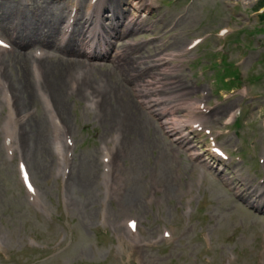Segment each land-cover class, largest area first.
<instances>
[{"label": "rangeland", "instance_id": "374dc122", "mask_svg": "<svg viewBox=\"0 0 264 264\" xmlns=\"http://www.w3.org/2000/svg\"><path fill=\"white\" fill-rule=\"evenodd\" d=\"M91 1L0 0V36L15 40L24 19L33 16L51 20L55 48L36 45L26 53L46 52L51 59L40 62L46 75L48 66L56 70V63L67 59L57 49L75 48V39L84 41L90 55ZM193 1L162 0L166 9L155 10L142 9L137 0H102L100 32L109 38L114 31L107 32L112 13L106 6L124 13L125 25L135 15L147 16L129 32L121 26L109 45L98 39L100 51L106 45L124 60L79 58L88 65L76 68L88 74L87 87L72 92L74 78L67 72L69 92L52 109L41 95L34 59H25L18 47L17 54L0 52L11 90L23 77L33 90L29 103L12 91L15 113L27 116L17 125L9 156V108L0 88V264H264V5L255 11L261 0ZM72 9L78 10L77 21L65 45L61 34ZM224 28L234 33L220 38ZM208 34L206 43L187 50ZM165 68L172 71L165 74ZM230 81L231 89L225 87ZM178 95L184 96L168 100ZM93 96L103 100L92 101ZM159 99L161 105L147 107ZM178 100H202L206 127L231 160L214 159L205 133L190 124L175 135L162 127L166 118L152 115ZM187 110L169 117L200 114ZM235 110L239 119L229 122ZM55 117L71 138L68 145L64 137L59 141L66 159L61 166ZM105 149H113L107 164ZM20 161L28 167L34 194L22 188ZM130 220L136 231L128 228Z\"/></svg>", "mask_w": 264, "mask_h": 264}, {"label": "bare ground", "instance_id": "6f19581e", "mask_svg": "<svg viewBox=\"0 0 264 264\" xmlns=\"http://www.w3.org/2000/svg\"><path fill=\"white\" fill-rule=\"evenodd\" d=\"M96 4H100V1L97 2ZM146 5V4H145ZM150 5V4H147ZM146 5V6H147ZM99 6V5H98ZM96 10L95 11H90V14H94L95 17H98V20L95 24V30L91 29L93 27V22H86V27L90 30L88 32V36L87 39L90 38L92 36V39L94 41H97L98 36H101L100 41L102 42V44H107L109 45L110 40H112V37H108L107 33L105 31H102L101 33L99 32L100 27L98 25L99 22V18L100 15L102 14L101 10L99 7H97V5L95 6ZM105 11L109 13H112V18H111V23L110 26H108L107 28V32L109 31H114L115 36L119 35L118 29L122 26L123 28H127V31L129 32L130 30L134 29V27H138L143 23V19L141 17L138 16H134L127 25H125L126 23V15L124 13L119 12V10L117 9H112L111 6H106L105 7ZM36 12V16L38 15L39 11L38 9L35 10ZM27 20L25 22H23V24L21 25V29L16 33V37H15V41L13 42L18 48H21V50H23L25 52V56L24 58H32L34 59V71H35V77L38 79V83H40L41 87H39L40 91L42 92V96L44 98V100L46 101L45 103L47 104V106H50V103L52 104H56L57 100H62V94H65L66 92H69V89L65 86V77L66 74L68 72L69 76L73 77L74 80L71 83L70 86V90H72V92H77L82 90V86L83 87H87V83H89V76L88 74L86 75V73H82L77 71L76 68L78 65H84V66H88L87 64L83 63V61H81L79 58H83L86 57L87 54L84 50V45L81 44L79 42L78 39H75L74 43H75V48L74 47H70L67 50L65 49H57V51L59 53H62V51L64 53H66L67 59L63 60V62H58L57 64V69L55 70V67L52 66H48L47 69V73L46 75H42V68L44 66H42V68L40 67V62H43L45 60L51 59L49 56L45 55V57H43L44 53L40 54V58L37 57V51H36V55L32 57V55L30 54H26L27 51L30 48H33L36 45H42L41 47H51V48H55L54 45V39H51L53 37V35H49L51 28H52V21L49 20L48 18H42V19H36L35 16L31 17V18H27L24 19ZM34 22V23H33ZM6 32H10V30H7L6 28L4 29ZM14 31L17 29H13ZM25 32L27 33V35H25ZM47 35L49 36L48 39H46ZM121 39V37H120ZM94 47V43L91 44V56L97 60H108V61H113V62H118V61H122L123 59V54H119V52H114L113 50H101V51H93ZM106 48V47H105ZM41 52H43V50H40ZM57 57H54V59ZM174 58V55H170L165 57L164 59L166 60H170ZM126 65V63H124ZM122 67V66H121ZM74 68V69H72ZM71 69V70H70ZM172 71V69L169 68H165L163 70V73L167 74L168 72ZM154 80H157L156 78H153ZM28 79L26 77H23L22 81H19L18 83L13 85V88L11 90L10 86H8V82H7V77L5 75V71H3V69L1 68V63H0V84L2 85L1 87L3 88V90L5 91V95L4 98L6 99L5 102H7L8 106L11 108V111H9V119H8V124L6 125V136L12 138L13 136L11 134H9L10 129H13L14 131L17 128V123L19 121V119L15 118L14 115V111L12 109V100L14 98L13 93L15 94V98H18V96H21L23 100H25L26 102L28 101L31 102V99L33 98V90H32V85L30 86V84L27 81ZM40 81V82H39ZM156 83H162V80L159 79ZM150 84H153V81L150 82ZM6 86H8V89L6 88ZM47 90L44 91L43 89ZM30 89L32 92H30ZM66 89V91H65ZM95 91H101L99 88L95 87L94 88ZM149 89L146 86H143V90L142 92L144 94H147L149 91ZM13 91V93H12ZM102 92V91H101ZM66 95V94H65ZM184 95H188V94H184ZM184 95H178V96H173L171 98H169L168 100H173V98H179L181 96ZM96 98L101 99V101L103 100L101 98V96H93L92 101H95ZM163 103L162 100H156V101H152L149 102V104L147 105V107H157L159 105H161ZM143 104V103H142ZM177 109H188L191 111H196V110H203L204 106H202V102L201 101H192L190 102L189 100L187 101H179L176 105H170V104H166L164 107H161L157 110H155L154 112H152V115L155 118H166V120L163 122L162 127L165 128L169 133L172 134H178L179 132H182L189 124L190 126L197 124V123H202V116H197V117H190L189 119L186 118H175L172 117L170 118L169 116H172V114L174 113L175 110ZM187 110V111H188ZM51 112H53L52 110H50ZM233 114V113H232ZM27 116V114L24 115V118ZM22 117V119H24ZM21 119V120H22ZM233 119V115H231L229 122L232 121ZM56 122V123H55ZM62 122V120H61ZM61 122L59 120L54 121V130L56 132V138L61 139L62 135L60 133L61 130L64 131V127L61 125ZM12 125V126H11ZM14 125V126H13ZM136 128H137V133L139 134V127L138 124L136 122ZM132 130H135V126H133ZM65 132V131H64ZM182 143H184V140H182ZM58 145V154L60 155V159L61 161H63V156L61 153V148L60 145ZM193 156L196 157L198 159V155L196 154V152H192ZM108 155V154H107ZM191 155V156H192ZM136 195V194H135ZM257 207V206H256ZM258 209H262L260 206H258ZM263 210V209H262Z\"/></svg>", "mask_w": 264, "mask_h": 264}]
</instances>
